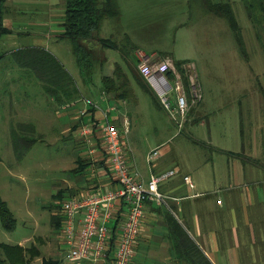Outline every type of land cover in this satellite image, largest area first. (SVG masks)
Here are the masks:
<instances>
[{"label":"rangeland","instance_id":"1","mask_svg":"<svg viewBox=\"0 0 264 264\" xmlns=\"http://www.w3.org/2000/svg\"><path fill=\"white\" fill-rule=\"evenodd\" d=\"M206 1L117 0L120 15L105 18L99 30V35L111 38L115 47L103 48L98 38L86 41L95 57H87L86 62L91 61L88 72H82L72 43L49 37L63 20L64 0H6L5 17L13 22L10 35L14 43L8 34L0 38V197L16 223L7 229L0 218V242L35 246V264L55 262L63 246L58 219L51 215L59 204L53 194L62 191L67 198L90 188L92 182L97 187L109 181L97 163L100 159L93 155L100 154L97 139L93 138L90 146L78 135L79 122L73 124L70 109H62L34 73L15 62L10 52L25 45L45 46L57 56L75 81L78 93L74 96L98 106L96 117L114 106L111 120L119 115L128 119L127 140L136 161L145 169L148 150L159 143L161 152L168 149L167 160L172 166L196 171L200 183L214 171H227L228 152L243 147V158L255 156L264 169V94L261 97L258 87L261 84L264 89V36L255 18L258 9L250 0H211L231 3L241 28V48L226 19L207 12ZM144 54L158 59L170 56L195 66L202 101L190 102L194 111L181 130L153 88L149 84L148 89L143 88L131 72V67L138 70ZM112 74L125 98L111 104L102 77ZM198 105L204 119L195 112ZM19 123L33 124L32 136L37 138L31 147L24 148L21 157L15 153L10 133L11 125ZM256 138L263 148L259 153L256 145L252 149L247 144ZM78 157L91 162L83 171L79 170ZM91 168H95L94 173ZM102 173L107 179L100 182Z\"/></svg>","mask_w":264,"mask_h":264},{"label":"crops","instance_id":"2","mask_svg":"<svg viewBox=\"0 0 264 264\" xmlns=\"http://www.w3.org/2000/svg\"><path fill=\"white\" fill-rule=\"evenodd\" d=\"M61 22L57 24L59 26L57 31H51L49 37H55L56 33L62 31ZM4 24L7 28L13 29L11 19L7 20L5 17ZM11 37L12 35L10 43L13 44L14 40ZM258 87L262 97L263 86L259 84ZM83 98V102L78 100L74 106L66 108L70 109L69 117L73 124L79 122L76 130L78 135L81 123L98 124L97 121L102 116L96 117L97 108L93 112L88 111L90 115L88 113L81 115V110L86 108L88 110L96 104L84 102ZM108 103L112 104L109 100ZM198 106L195 112L204 119ZM192 114L193 112L190 115ZM124 119V116L119 115L113 121L115 123L119 121L118 125L122 127ZM240 131L244 145L242 123ZM127 139L126 135L124 143L128 163L139 179L148 182L151 175L161 176L172 171L158 183V190L164 195V202L162 204L151 202L152 204L145 205L135 254L130 264H191L175 247L169 233L172 226L170 218L181 225L190 240L212 264H264V169L261 160L253 159L255 156L243 158L244 147L240 151H229L228 154L231 155L228 157L229 160L227 159L229 169L220 173L214 171L209 174L208 179L202 177L200 183L196 179V171L177 170L168 162L169 156L166 154L168 149L160 151L162 143L148 150L150 152L159 147L160 155L151 163L147 161L146 156L145 169V166L136 161ZM247 144L251 145L252 149V146L256 145L258 153L263 149L257 138L255 142ZM104 177V173L100 174L99 181L106 180L107 177ZM185 177H189L190 182L186 181ZM57 256L58 259L55 262L51 261V264H91L87 260L69 261L67 252L61 248Z\"/></svg>","mask_w":264,"mask_h":264},{"label":"built area","instance_id":"3","mask_svg":"<svg viewBox=\"0 0 264 264\" xmlns=\"http://www.w3.org/2000/svg\"><path fill=\"white\" fill-rule=\"evenodd\" d=\"M152 57L144 54L138 64L139 73L159 96V100L170 113L171 119L181 130L187 119L190 102L196 103L202 99L194 71L195 66L191 63L182 65L188 81L186 86L183 75L177 70L173 58ZM190 70H192L191 73ZM75 104L74 102L66 104L62 106V109ZM92 106L98 109L96 104ZM113 109H115L114 106L102 110L98 124L83 123L79 131V135L84 137L90 146L94 145V139L99 140L104 148L103 153L107 154V163L116 184L113 185L109 180L86 194L73 196L62 202L58 210L62 218L60 244L63 246L62 250L67 252L69 261L87 260L91 264H130L135 254L146 201L156 204L164 202V195L158 190V183L172 171L161 176L151 175L148 182L137 177V173L128 163L124 143L129 122L125 118L122 121V127H119L109 118ZM86 112L87 109H84L80 111V114L84 115ZM90 152L95 153L94 148H91ZM93 155L96 156L95 160H98L103 154L100 152ZM159 155V147L154 148L148 153L147 161L151 163ZM90 170L94 173L95 168ZM185 180L190 182L189 177H185ZM121 206H124V213L119 238L115 250L110 254L111 229L116 220L115 213Z\"/></svg>","mask_w":264,"mask_h":264},{"label":"trees","instance_id":"4","mask_svg":"<svg viewBox=\"0 0 264 264\" xmlns=\"http://www.w3.org/2000/svg\"><path fill=\"white\" fill-rule=\"evenodd\" d=\"M246 1V0H245ZM207 3V4H206ZM207 12L214 14L216 16L226 19L228 22L238 45L242 46V36L240 25L236 19L233 11V7L230 2L227 1H217L212 2L211 0L206 1ZM251 6H256L258 9V14L256 15L257 23L262 27L264 36V0H250ZM6 0H0V38L12 32L4 24L5 14H6ZM64 16L61 22L62 31L56 33L55 37L58 40H69L72 43L73 52L76 57V61L82 72H88L87 57L94 60L95 52L90 45L86 44L88 40L93 38H98L99 44L104 47H115L114 41L111 38H104L99 35V30L102 21L107 17H118L120 15V8L118 6L117 0H64ZM15 58V62L26 70L34 73V75L42 82L43 87L51 95H54L55 99L60 103V106L77 103L79 99L76 93L78 89L76 87L75 81L69 71L64 67L55 54L42 46H22L10 52ZM168 55V54H166ZM2 55L0 56V58ZM177 70H179L184 78V82L187 86V77L185 75V70L182 68L184 61H174ZM87 63V64H86ZM130 66V65H129ZM131 67V66H130ZM135 79L138 83L145 89H148L146 80L141 76L139 70L133 71L130 68ZM118 68L115 69V73ZM113 75H106L102 77L103 84L105 86V92L111 97L112 100H120L125 98V92H120L118 84L113 81ZM264 90V89H263ZM112 96H111V95ZM74 96L73 99H70ZM88 111H95L94 106L88 109ZM194 111L193 106L189 108L187 118ZM34 126L30 123H19L16 126L11 125V139L18 157L24 154V148L26 150L31 147L32 143L36 141V137H33ZM100 151L102 152V157L99 158V165H102L106 173L108 174V179L111 180L113 185L116 184L112 174L110 173V168L107 163V154L103 153L104 148L97 139ZM81 157V156H80ZM78 157L77 161L79 163V170L83 171L91 162L82 161ZM76 170V169H75ZM74 170V171H75ZM107 179V178H106ZM90 188H83L78 190L73 196L86 194L90 192L91 189L96 188V182H92ZM98 187V186H97ZM53 197L59 204H56V208L59 210L62 202L65 199L64 193L58 191L53 194ZM65 198V199H64ZM151 203V201H146ZM121 204H123L121 202ZM55 207V206H54ZM124 211V206L115 213L116 220L111 229V238L109 240L110 251L115 250L116 244L119 238V229L122 222V215ZM51 215L58 219L56 226L58 230L62 228V218L58 211H52ZM0 218L2 220L3 226L7 229H11L15 226L16 219L13 212L0 197ZM170 218V216H169ZM171 219L172 226L169 229L170 236L175 243L177 250H180L183 256L191 262V264H212L210 260L201 252L199 248L190 240L186 231L181 227V225L173 218ZM38 255V251L35 246L25 247L21 244H8L0 242V264H35L34 258ZM112 256V255H111ZM112 259V258H111ZM41 264H51L50 260H45Z\"/></svg>","mask_w":264,"mask_h":264},{"label":"water","instance_id":"5","mask_svg":"<svg viewBox=\"0 0 264 264\" xmlns=\"http://www.w3.org/2000/svg\"><path fill=\"white\" fill-rule=\"evenodd\" d=\"M89 41V40H88Z\"/></svg>","mask_w":264,"mask_h":264}]
</instances>
